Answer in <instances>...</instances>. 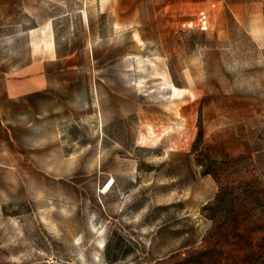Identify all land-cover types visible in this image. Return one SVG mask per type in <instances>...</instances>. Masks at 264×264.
I'll return each instance as SVG.
<instances>
[{
  "label": "rangeland",
  "instance_id": "rangeland-1",
  "mask_svg": "<svg viewBox=\"0 0 264 264\" xmlns=\"http://www.w3.org/2000/svg\"><path fill=\"white\" fill-rule=\"evenodd\" d=\"M0 264H264V0H0Z\"/></svg>",
  "mask_w": 264,
  "mask_h": 264
},
{
  "label": "crops",
  "instance_id": "crops-1",
  "mask_svg": "<svg viewBox=\"0 0 264 264\" xmlns=\"http://www.w3.org/2000/svg\"><path fill=\"white\" fill-rule=\"evenodd\" d=\"M202 12H204V11L202 10ZM52 56H53L52 60H56L54 45H53ZM59 60H60L61 67H62L61 70H65V73H73L74 72L73 69L76 68V62L72 58V56H66V57L59 59ZM49 81H50V78L47 77L46 75H42V76L37 77V78H30L29 80H26L24 83H22L20 85L21 89L19 88L20 86L14 85L17 92L14 91V88L11 87V93H16V94H18V92L19 93H30L34 90L48 86ZM17 88H19V89H17Z\"/></svg>",
  "mask_w": 264,
  "mask_h": 264
},
{
  "label": "bare ground",
  "instance_id": "bare-ground-1",
  "mask_svg": "<svg viewBox=\"0 0 264 264\" xmlns=\"http://www.w3.org/2000/svg\"><path fill=\"white\" fill-rule=\"evenodd\" d=\"M47 28V27H46ZM49 31V30H48ZM52 31V29L50 30ZM53 34V33H52ZM51 33H47L45 31H41L38 34H35L34 32H32V37H31V41H32V45L34 47H39L40 44L43 45L44 47L50 48L51 51H53V45H54V40L52 37ZM30 36V35H29ZM40 50V49H39ZM45 51V50H44ZM45 53V52H44ZM176 90V88H175ZM111 184H109L106 189H110Z\"/></svg>",
  "mask_w": 264,
  "mask_h": 264
},
{
  "label": "built area",
  "instance_id": "built-area-1",
  "mask_svg": "<svg viewBox=\"0 0 264 264\" xmlns=\"http://www.w3.org/2000/svg\"><path fill=\"white\" fill-rule=\"evenodd\" d=\"M199 27L201 30L207 29L208 19L207 15L204 12H201L198 18Z\"/></svg>",
  "mask_w": 264,
  "mask_h": 264
},
{
  "label": "trees",
  "instance_id": "trees-1",
  "mask_svg": "<svg viewBox=\"0 0 264 264\" xmlns=\"http://www.w3.org/2000/svg\"><path fill=\"white\" fill-rule=\"evenodd\" d=\"M207 254H208V253L205 252V251H204V252H199V253H198V256L201 257V256H205V255H207Z\"/></svg>",
  "mask_w": 264,
  "mask_h": 264
}]
</instances>
